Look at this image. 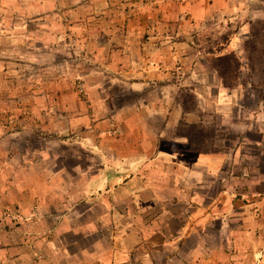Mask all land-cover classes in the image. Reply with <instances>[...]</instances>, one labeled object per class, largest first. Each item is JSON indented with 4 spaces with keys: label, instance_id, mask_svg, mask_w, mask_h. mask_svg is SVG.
<instances>
[{
    "label": "rangeland",
    "instance_id": "1",
    "mask_svg": "<svg viewBox=\"0 0 264 264\" xmlns=\"http://www.w3.org/2000/svg\"><path fill=\"white\" fill-rule=\"evenodd\" d=\"M35 1L22 0L23 5L10 10L0 3V37L7 33L15 37L9 42L0 41V259H27L29 264H88V259H112L118 264H264V9L260 0L246 2L254 6L249 10L252 14L239 12L235 19L214 14L202 21L190 19L189 15L181 19L184 15H178L179 8L173 7L182 0H153L154 4H149L156 9L153 12L157 11L154 16L166 19L171 15L174 19L169 21L174 30L173 40L185 39L187 42L178 50L186 59L176 64L167 78H158L156 87L162 91L158 93L167 96L173 108L194 109L189 113L194 122L188 124H197L205 131L214 132L215 137L209 140L212 144L204 147L219 150V157H223L221 167L216 164L212 170L205 164L208 171L205 176L208 180H216V184L212 187L207 184L204 192L211 190L214 197L223 188L225 193L218 201V207L213 209L220 218L206 220L209 229L205 233L206 254L202 249L196 250L192 255L196 259H169L179 249L177 246L166 248L160 235L154 233L156 228H151L152 213L162 207L155 205L152 208L150 198L141 199L138 210L130 217L122 218L124 225L137 228L143 236L146 245L137 252L132 240L121 245L115 242V233L90 231L88 228L96 223L93 218L98 215L91 217L84 208H76L78 202H68L69 193L61 190L62 186L73 183L67 171L76 165L85 167L92 160L87 152L89 149L83 145H91L95 140L93 132L87 135L88 125L92 126L94 122L88 119L91 103L87 101L90 94L86 86V64L93 62L95 49L105 48L103 41L96 42L95 39L94 46L79 45L72 32L66 30L70 27L66 19V29L58 24L39 26L30 22L28 14L32 8L29 5ZM203 1L206 4L214 0ZM144 7L140 10L144 11ZM144 14L148 12L144 11ZM51 26L56 34H64L61 45L56 40H48L52 51L44 50L40 45L42 40L35 35L39 29L44 33L43 28ZM54 27L57 28L54 30ZM156 27L165 28L160 24ZM88 32L94 35L91 30L80 35ZM140 32H143L142 24ZM18 43L22 45L20 49H16ZM86 54L90 59L85 57ZM229 54H235L241 63L238 79L232 82L237 86L232 89L223 87L211 65L214 58ZM166 82L171 85L160 88ZM221 87L225 93L221 92ZM102 90L110 97L112 108L133 103L139 97L129 88L111 84H106ZM38 97L46 100L42 102ZM69 118H79L81 129L74 134L69 127ZM181 122L173 137L179 134V129L182 132L188 130ZM102 132L99 127L96 131L99 140L96 138V141H102ZM77 134L80 136L75 137ZM178 147L182 145L168 146L169 150ZM183 147L188 148L187 144ZM39 151L44 153L40 155ZM45 158L41 167L36 165L27 169L23 166L25 160L32 163ZM184 159L190 162L189 167L192 157L185 156ZM57 168H64L67 173L63 174V181L50 190L44 189L42 182ZM218 171L221 175L214 179L213 172ZM39 176L44 179L39 181ZM14 177L25 180L16 185L27 191L24 195V190H13ZM109 193L115 194V190ZM176 206L172 211H179L181 207ZM56 211L59 214H54ZM138 219L142 229L136 225ZM172 225L179 226L177 223ZM133 241L138 240L134 238ZM157 256L158 259H153Z\"/></svg>",
    "mask_w": 264,
    "mask_h": 264
},
{
    "label": "crops",
    "instance_id": "2",
    "mask_svg": "<svg viewBox=\"0 0 264 264\" xmlns=\"http://www.w3.org/2000/svg\"><path fill=\"white\" fill-rule=\"evenodd\" d=\"M21 2L22 0H1L0 3L9 7L7 9L10 10L16 9L22 4ZM246 2L254 3L257 0H214L206 4L203 0H182L180 4H174L173 9L179 8L178 15H184L181 19L189 15L190 19L202 21L213 17L214 14L220 18L222 14L235 19L239 12L252 14L249 10L254 6L247 5ZM259 2L264 9V0ZM149 4H154V1L36 0L29 5L34 12L28 14L30 22L38 23L39 26L46 23L58 24L66 29L68 27L64 24V19H66L65 21L70 22V27L66 30L72 32L79 45H86V48L94 46L93 40L95 39L96 42L103 41L102 45L105 48L104 50L95 49L93 62L86 64L85 77L88 81L86 86L90 94L87 101L91 103L88 107L92 111L91 113L89 110L87 114L88 119L94 122L92 126L88 125L87 135L90 136L93 132L95 140L91 145L84 146L83 142L81 144L89 149L87 152L92 156V160L88 161L85 167L76 165L73 170L67 171L68 174L64 168H57L47 179L45 175L46 180L42 183L44 189L50 190L63 181V174L70 175L72 185L61 187L62 191L69 193L68 202H78L76 208H84L91 217L98 215L93 218L96 223L90 225L88 229L94 232L98 230V233L105 230L112 234L115 233L114 240L121 245L129 244L128 241L132 240L135 242L136 252L141 251L146 243L140 231L124 225L122 218L130 217L133 211H137L141 199L150 198L152 208L155 205L162 207V210L152 213L154 218L150 222L151 228H156L154 233L157 236L160 235L166 248L177 246L179 249L169 259H196L192 257L196 254V250L202 249L203 254H206L207 236L205 233L209 231L206 220L212 217L220 218L217 213L213 212V209L218 207V201L225 193L223 188L214 197L211 196V190L204 192L203 189L207 184H212L209 187L216 184V180L212 181L213 178L208 180L205 176L208 173L205 164L212 170L217 167L216 164L218 166L220 164L221 167L223 157L191 153L189 147H183L186 144L185 139L172 136L181 121L194 122L191 119L192 114L185 113L181 108H173L168 97L158 93L162 91H158L156 84L158 78H164V76L167 78L171 69L186 59L185 54L178 50L187 42L185 39L178 42L173 40L175 39L174 30L169 21L174 19L170 17L171 15L166 19H159V15L154 16L157 11L153 12L156 9L150 7ZM142 7L148 14L140 10ZM172 13L178 16L174 11ZM141 24L143 32H140ZM157 24L164 25L165 28H157ZM56 28L54 27V30ZM52 29V26L45 27L43 28L44 33L41 29L35 32V35L42 40L40 45L44 46V50L50 49L48 40L51 42L56 40L60 45L64 40V34L59 32L56 34ZM88 30L93 31L94 35L96 32L97 36L89 32L80 35ZM50 34L53 35L50 36ZM12 37L7 33L0 37V41L8 40L9 42ZM35 38V36L32 37L33 40ZM26 39L30 38L26 37ZM16 45V49L22 46L19 43ZM3 46L6 47L7 44ZM182 56L184 57L181 58ZM85 57L90 59L87 54ZM106 84L129 88L138 93L139 97L133 103L120 108H112L110 97L106 91L102 90ZM169 85L171 84L166 82L160 88L169 87ZM221 92L225 93L222 87ZM37 99L42 102L43 99L46 100L45 97ZM216 112H218L217 109ZM78 120L79 118H71V120L69 118L72 134L81 129ZM42 121L45 124V120L42 119ZM99 127L103 132L102 141L98 142L96 131ZM174 144H179V146L181 144L182 147L169 150L168 146H174ZM42 153L44 152L39 151L40 155ZM185 156L192 157L189 167L190 162L188 158L184 159ZM45 162L46 158L32 163L25 160L23 166L30 169L36 165L41 167ZM220 175L221 171H218V173L213 172L212 176L216 179ZM40 179L44 178L39 176L38 180ZM21 181L25 182L23 179L18 180L14 177L12 188L18 192L24 190L22 191L24 195L27 191L16 186L20 185ZM68 188L72 190L69 191ZM112 190H115V194L109 193ZM30 199L33 197L31 196ZM41 204H39L40 210ZM176 205L181 208L174 212L172 209ZM54 214H59V212L56 211ZM139 221L140 219L136 221V225L142 229ZM172 223H177L179 226L175 227ZM121 233H123L122 237L119 236ZM102 237L104 238L103 235ZM134 238L138 241H133ZM153 259H158V256ZM6 262L7 264H19L20 262L29 264L27 259H0V264ZM87 262L88 264H114V262L118 264L112 259H88Z\"/></svg>",
    "mask_w": 264,
    "mask_h": 264
},
{
    "label": "trees",
    "instance_id": "3",
    "mask_svg": "<svg viewBox=\"0 0 264 264\" xmlns=\"http://www.w3.org/2000/svg\"><path fill=\"white\" fill-rule=\"evenodd\" d=\"M211 65L216 70L220 79L222 80L223 87L227 89L236 88L237 84L233 85L232 82L238 79L241 70V63L235 54L222 55L220 57H216L211 62ZM262 99L264 100V97ZM194 111V109L184 108L185 113H193ZM181 123L182 126H186L188 130L182 132L179 129V134H177L176 137L183 138L186 140V144L189 147L191 153L201 155L221 154L219 150L204 147L206 144L210 143V137H215L214 132L210 133L209 131H205L203 128H201V126L197 124H188L185 122ZM210 144H212V142Z\"/></svg>",
    "mask_w": 264,
    "mask_h": 264
},
{
    "label": "built area",
    "instance_id": "4",
    "mask_svg": "<svg viewBox=\"0 0 264 264\" xmlns=\"http://www.w3.org/2000/svg\"><path fill=\"white\" fill-rule=\"evenodd\" d=\"M80 92H83V89L82 88H80Z\"/></svg>",
    "mask_w": 264,
    "mask_h": 264
},
{
    "label": "clouds",
    "instance_id": "5",
    "mask_svg": "<svg viewBox=\"0 0 264 264\" xmlns=\"http://www.w3.org/2000/svg\"><path fill=\"white\" fill-rule=\"evenodd\" d=\"M80 88H82V87H80ZM84 92H85V89H84Z\"/></svg>",
    "mask_w": 264,
    "mask_h": 264
}]
</instances>
